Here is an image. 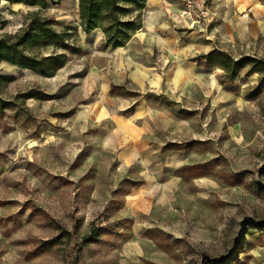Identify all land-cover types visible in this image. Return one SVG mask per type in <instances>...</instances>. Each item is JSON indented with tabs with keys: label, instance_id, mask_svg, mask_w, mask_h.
<instances>
[{
	"label": "rangeland",
	"instance_id": "rangeland-1",
	"mask_svg": "<svg viewBox=\"0 0 264 264\" xmlns=\"http://www.w3.org/2000/svg\"><path fill=\"white\" fill-rule=\"evenodd\" d=\"M209 4V23L175 16L161 52L87 33L78 0L1 1L0 34L40 9L81 51L54 76L0 61L15 103L0 115V264H264V82L204 57H264V0ZM35 89L52 97L22 95ZM58 224L71 234L36 254Z\"/></svg>",
	"mask_w": 264,
	"mask_h": 264
},
{
	"label": "trees",
	"instance_id": "trees-1",
	"mask_svg": "<svg viewBox=\"0 0 264 264\" xmlns=\"http://www.w3.org/2000/svg\"><path fill=\"white\" fill-rule=\"evenodd\" d=\"M3 0H0V3ZM12 3L38 5L46 8L49 4H58L61 0H5ZM81 24L87 33L101 27L105 33V43L112 47L125 46L134 33L143 26V15L147 0H78ZM57 19L43 13L40 9L29 11L27 19L17 31L0 34V61L31 69L45 76H54L66 65L71 54L81 51V45L76 41V31L67 25L62 29L56 28ZM7 18L0 8V25L5 27ZM207 64H218L223 67L228 76L236 78L247 66L249 71L260 72L261 82H264V57L244 54L237 58L229 53L212 49L204 54ZM12 75L0 71V87L12 81ZM120 85L113 84L112 92H118ZM26 98H50L52 93L43 89L26 91ZM15 103L4 98L0 93V115ZM60 232L41 242L35 253L45 251L60 243L64 237L71 234L58 224ZM101 226H95L92 231L82 238L83 244L96 241L102 234Z\"/></svg>",
	"mask_w": 264,
	"mask_h": 264
},
{
	"label": "crops",
	"instance_id": "crops-1",
	"mask_svg": "<svg viewBox=\"0 0 264 264\" xmlns=\"http://www.w3.org/2000/svg\"><path fill=\"white\" fill-rule=\"evenodd\" d=\"M237 1L245 5V4L253 3L255 0H237ZM182 5H183V0H147V4L143 15V26L134 33V35L126 45H128L134 38H139L141 40H144L147 36H150L153 38L154 44H156V47L161 52H165V51L170 52V49L168 48V45H170V43H168L165 40L166 37L164 35L168 31L173 32V30L175 29L173 27L175 25L173 18L179 14ZM212 18L213 17L209 19L210 21H208V23L211 22ZM178 20L184 23L187 22L180 18H178ZM187 28L194 29L196 27L193 28L187 27ZM123 47L124 46H119L114 48L120 49ZM174 121L175 120L172 119L170 116V130L174 129L173 128ZM178 122L180 125H182L180 121Z\"/></svg>",
	"mask_w": 264,
	"mask_h": 264
},
{
	"label": "built area",
	"instance_id": "built-area-1",
	"mask_svg": "<svg viewBox=\"0 0 264 264\" xmlns=\"http://www.w3.org/2000/svg\"><path fill=\"white\" fill-rule=\"evenodd\" d=\"M177 17L187 21L191 26L211 19L209 0H183Z\"/></svg>",
	"mask_w": 264,
	"mask_h": 264
}]
</instances>
